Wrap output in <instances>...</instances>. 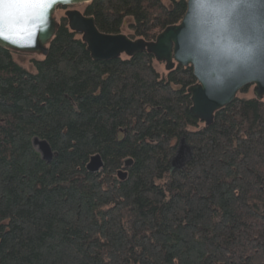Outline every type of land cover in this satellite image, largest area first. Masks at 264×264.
Returning a JSON list of instances; mask_svg holds the SVG:
<instances>
[{"label": "trees", "instance_id": "obj_1", "mask_svg": "<svg viewBox=\"0 0 264 264\" xmlns=\"http://www.w3.org/2000/svg\"><path fill=\"white\" fill-rule=\"evenodd\" d=\"M82 7L104 34L152 42L187 0ZM57 21L34 73L0 48V264H264V100L238 97L206 127L191 67L94 61ZM182 142L192 156L172 171Z\"/></svg>", "mask_w": 264, "mask_h": 264}, {"label": "water", "instance_id": "obj_2", "mask_svg": "<svg viewBox=\"0 0 264 264\" xmlns=\"http://www.w3.org/2000/svg\"><path fill=\"white\" fill-rule=\"evenodd\" d=\"M93 1L51 0L40 7L11 9L4 6L0 48L14 54L47 56L58 29L56 12L65 8L69 29L82 38L94 61L147 53L164 65L166 72L176 66L191 67L196 79L187 90L191 114L206 127L245 89L252 88L254 98L264 100V0H187L182 22L168 27L152 42L100 32L93 17L74 9ZM34 147L43 161L51 163L54 153L46 141L35 139ZM102 165L101 159L94 158L88 171L98 172ZM117 178L125 182L127 172L119 171Z\"/></svg>", "mask_w": 264, "mask_h": 264}, {"label": "rangeland", "instance_id": "obj_3", "mask_svg": "<svg viewBox=\"0 0 264 264\" xmlns=\"http://www.w3.org/2000/svg\"><path fill=\"white\" fill-rule=\"evenodd\" d=\"M84 6V5H82ZM79 7V8H78ZM78 7H74V9H77L79 11H83V7L81 8V6ZM65 11H59L56 12V18L57 20L61 19L64 16ZM41 57H37V56H31V55H21V54H15V60L18 64H20L21 66H23L25 69H27L29 72L34 73L35 69L34 67H32V61L34 59H40ZM158 65H162V64H158ZM164 66V65H162ZM239 98L243 99V98H250L253 97V89L250 88L246 94H239L238 95ZM192 156V148L187 146L185 143H180L178 146V150H177V154L175 157H173L170 161L171 164V170H180L182 169L186 162L191 158Z\"/></svg>", "mask_w": 264, "mask_h": 264}, {"label": "snow or ice", "instance_id": "obj_4", "mask_svg": "<svg viewBox=\"0 0 264 264\" xmlns=\"http://www.w3.org/2000/svg\"><path fill=\"white\" fill-rule=\"evenodd\" d=\"M51 0H0V20L3 19V9L5 5H14L16 7L20 6H33V7H40L47 5L50 3ZM249 52L252 51V49H248Z\"/></svg>", "mask_w": 264, "mask_h": 264}, {"label": "clouds", "instance_id": "obj_5", "mask_svg": "<svg viewBox=\"0 0 264 264\" xmlns=\"http://www.w3.org/2000/svg\"><path fill=\"white\" fill-rule=\"evenodd\" d=\"M5 7L11 9V8L16 7V6H14V5H5Z\"/></svg>", "mask_w": 264, "mask_h": 264}]
</instances>
